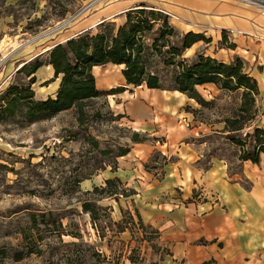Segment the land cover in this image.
Masks as SVG:
<instances>
[{
    "label": "rangeland",
    "instance_id": "obj_1",
    "mask_svg": "<svg viewBox=\"0 0 264 264\" xmlns=\"http://www.w3.org/2000/svg\"><path fill=\"white\" fill-rule=\"evenodd\" d=\"M103 2L0 0V97L12 84L30 82L27 72L21 71L25 61L41 51L38 59L47 61L57 44L77 37L72 34L89 23ZM163 20L147 34L159 35ZM169 25L172 32L168 30L165 41L182 45L185 34ZM93 30L97 33L99 27ZM198 45L185 49L183 57L209 55L206 41ZM219 47L236 45L227 39ZM238 58L248 71L238 54L227 61L216 59L231 63ZM107 68L120 74L115 66ZM158 68L171 77L174 67L159 61ZM197 89L207 102L189 106L188 117L177 116L176 129L188 132L178 145L183 140L200 145L206 160L220 156L235 168L241 147L227 136V121L245 123L238 133L242 140L257 124L262 126L259 92L245 86L229 89L222 83ZM109 97L101 94L86 100L83 113L73 107L31 121L24 111H17L0 123V264H184L173 257L171 245L157 228L139 221L132 195H125L130 186L121 179L108 185L105 178L124 149L132 152L137 143L156 139L164 143L169 134L153 137L138 131L129 116L114 109ZM141 157L143 166L156 175L169 160L157 149Z\"/></svg>",
    "mask_w": 264,
    "mask_h": 264
},
{
    "label": "crops",
    "instance_id": "obj_2",
    "mask_svg": "<svg viewBox=\"0 0 264 264\" xmlns=\"http://www.w3.org/2000/svg\"><path fill=\"white\" fill-rule=\"evenodd\" d=\"M142 3L162 9L180 32L202 33L211 39L206 42L209 55L225 61L240 55L258 83L264 108V10L255 5L240 0H104L89 23L72 35L105 21L119 26L126 20L125 13ZM224 36L235 43V49L219 47ZM108 65L119 68L120 74L112 73ZM123 69L112 63L94 66L97 87H124L110 94L114 109L129 116L138 131L153 137L169 135L164 143L157 139L137 143L119 158L115 169L106 170L105 178L124 180L136 191L131 197L139 217L159 230L161 239L171 245L173 257L184 264L212 259L214 264H264V154L260 163L239 160L233 168L220 156L206 160L200 145L185 140L178 145L188 132L176 129L177 116L188 117L187 107L197 100L179 90L128 85ZM35 76L37 99L56 96L62 75H55L52 64L41 66ZM155 149L169 157L157 168V175L143 166L141 157Z\"/></svg>",
    "mask_w": 264,
    "mask_h": 264
},
{
    "label": "trees",
    "instance_id": "obj_3",
    "mask_svg": "<svg viewBox=\"0 0 264 264\" xmlns=\"http://www.w3.org/2000/svg\"><path fill=\"white\" fill-rule=\"evenodd\" d=\"M125 14L126 20L119 26L113 21H105L98 25L97 33L90 28L66 43L57 44L49 52L48 60L45 62L38 57L26 62L21 71L27 72L30 82L26 85L12 84L6 89L4 96L0 97V123L15 115L17 111H24L31 121L50 117L73 107L78 108L79 113H83L86 100L101 94L110 95L124 91L125 88L121 86L110 90H101L97 87L93 67L108 63L124 66L123 75L128 85L179 90L201 104L207 101L197 86L206 83H222L223 87L229 89L245 86L251 91L259 92L256 79L248 71H244V62L240 58L226 63L201 53L194 58L183 57L185 49L196 42L202 40L209 42L211 39L202 33L191 31L184 33L182 45H179L178 41L174 43L165 41L166 33L168 30L172 32V29L169 25L171 24L169 15L162 9L142 3ZM160 18H164L160 34L153 37L148 35L147 32L155 27L154 24ZM226 40L224 36L223 41ZM159 61L167 67H174L171 69V77H167L164 71L158 68ZM46 63L53 65L56 76L62 75V82L56 96L40 100L35 97L33 84L36 81V71ZM167 83L170 87L166 86ZM245 128V123L237 119H228L227 136L241 147L240 160L260 163L264 154V124L262 126L257 124L251 133H247V138L242 140L238 133ZM129 151L128 148L124 149L120 155H126ZM118 179L109 178L106 182L109 185ZM99 189L98 186L95 187V190ZM135 192L129 188L125 195L130 196ZM84 208L93 214L89 205H85ZM93 216L95 219L96 216ZM138 219L143 223L139 215ZM21 258L23 257L18 259ZM215 262L212 259L201 264Z\"/></svg>",
    "mask_w": 264,
    "mask_h": 264
},
{
    "label": "built area",
    "instance_id": "obj_4",
    "mask_svg": "<svg viewBox=\"0 0 264 264\" xmlns=\"http://www.w3.org/2000/svg\"><path fill=\"white\" fill-rule=\"evenodd\" d=\"M240 1L248 3L250 5H255L260 9L264 10V0H240Z\"/></svg>",
    "mask_w": 264,
    "mask_h": 264
}]
</instances>
